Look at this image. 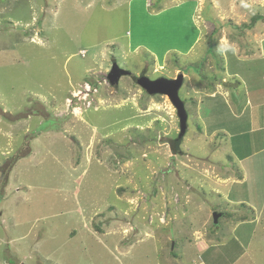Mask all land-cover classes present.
Returning <instances> with one entry per match:
<instances>
[{
	"label": "rangeland",
	"instance_id": "374dc122",
	"mask_svg": "<svg viewBox=\"0 0 264 264\" xmlns=\"http://www.w3.org/2000/svg\"><path fill=\"white\" fill-rule=\"evenodd\" d=\"M256 15L264 0H0V264H264V214L250 246L233 218L252 211L239 195L264 199L232 153L264 147ZM115 63L133 74L118 87ZM143 73L184 77L183 155ZM213 73L227 96L205 94Z\"/></svg>",
	"mask_w": 264,
	"mask_h": 264
},
{
	"label": "water",
	"instance_id": "95a60500",
	"mask_svg": "<svg viewBox=\"0 0 264 264\" xmlns=\"http://www.w3.org/2000/svg\"><path fill=\"white\" fill-rule=\"evenodd\" d=\"M132 76L130 71L124 70L114 64L108 74V80L112 87H118L123 76ZM136 83L149 95L166 96L173 104L177 111V116L180 123V134L177 138L176 145L179 147L188 130L189 114L186 110L185 103L180 98L179 92L184 84L183 75H179L176 79L157 78L150 79L145 73L135 79Z\"/></svg>",
	"mask_w": 264,
	"mask_h": 264
},
{
	"label": "crops",
	"instance_id": "0c3cea01",
	"mask_svg": "<svg viewBox=\"0 0 264 264\" xmlns=\"http://www.w3.org/2000/svg\"><path fill=\"white\" fill-rule=\"evenodd\" d=\"M146 6V5H145ZM156 7V6H155ZM147 8H148V6H147ZM156 9V8H155ZM160 11V10H159ZM149 52V51H148ZM150 53V52H149ZM225 93V96H227L228 95V92H227V90L226 89H222L221 88V86H220V88H218L215 92H213V93H207V92H205V94L207 95H209L210 97H213V96H215L217 93ZM228 138H229V135H228ZM252 144V145H251ZM251 144H248V145H246V146H244V148H251V153H249V154H247L246 156H244V157H236V152H237V150H235V152L234 151H232V153L235 155L234 157L235 158H237V160L239 161V163L242 165V167H243V169H245L244 171H243V176H242V178H240V180L239 181H243L242 183H245L246 182V179H247V177L249 176V171L250 170H247V167H249V166H251V165H255L257 168L256 169H258V174H260V176L261 177H264V159H261V157H258V154H260L261 152H264V147L261 149V150H256V145H253V143H251ZM256 156V158H259L260 159V161H257V160H252V158L253 157H255ZM239 158V159H238ZM241 158V159H240ZM231 160L230 161H233V157H231L230 158ZM231 177V176H230ZM224 180H229V178L228 177H226V178H224ZM263 195V193H260L259 195H256V198L258 199L259 198V200H260V197ZM239 200V201H238ZM237 201L238 202H240V203H243V202H248V201H251V204L252 205H250L249 204V202L248 203H246V204H244V205H246L247 207H249L251 210H253L254 211V213H255V218L254 219H249V220H247V221H245L244 223H242L241 225H243V224H246V223H249V224H251L253 227L251 228V234H250V236H242L241 235V233H240V235H241V237H242V240H245V243L246 244H248L249 246L251 245V243L253 242V240L255 239V236H256V229L258 228V224H259V219H260V217L264 214V199H263V202H262V204L261 203H259V204H257V203H255L254 202V198L253 197H250V196H248V195H246V196H244V195H239V197L237 198ZM238 205H239V203H237ZM242 205V204H241ZM240 205V206H241ZM241 208H242V206H241ZM244 209L246 208V207H243ZM246 210V209H245ZM251 212V211H250ZM247 215H249V211H247ZM238 228V224H236V226H235V228ZM241 228V227H240ZM237 232H239V231H237ZM252 234H253V236H252ZM240 240H241V238H240ZM242 246H243V244H242ZM248 246V247H249ZM256 255H253V257H255ZM252 257V258H253ZM248 263V262H247Z\"/></svg>",
	"mask_w": 264,
	"mask_h": 264
},
{
	"label": "trees",
	"instance_id": "16d2710c",
	"mask_svg": "<svg viewBox=\"0 0 264 264\" xmlns=\"http://www.w3.org/2000/svg\"><path fill=\"white\" fill-rule=\"evenodd\" d=\"M155 6H157L156 4H155ZM157 8H159V5H158V7ZM259 21H264V16L263 15H256L255 17H253L252 18V20H251V23L249 24V25H247V28L248 29H252V28H254L255 27V25L259 22ZM87 53V52H86ZM174 56L176 57V56H179L177 53H174ZM84 57H86V56H84ZM219 63H220V61H219ZM133 78H134V82H136L135 81V79L136 78H138V77H136V76H133ZM223 79H225V78H223ZM85 80H88L87 78L85 79ZM200 81L202 82V83H204V82H209L208 84H207V87H209V90H208V92L209 93H213V92H215L216 90H214L215 89V83L218 81V79H217V76H215V73H213L211 76H209V77H205V76H203V77H201L200 78ZM214 83V84H213ZM91 85L93 86V87H95V83H91ZM219 85H223L225 88H228V83H224V82H220L219 83ZM188 112V111H187ZM189 114V113H188ZM221 135H219V136H217V137H220ZM225 137H228L226 134H222V136H221V138H225ZM225 140V139H224ZM176 141H177V139L175 140V141H172L171 142V149H172V152H173V154H175V155H183V149H182V143H181V145L178 147L177 145H176ZM231 160V159H230ZM239 178H242V176H240ZM242 207H246V205H244V204H242L241 205ZM230 217V216H229ZM233 218H235L234 220L235 221H237V222H245V221H247V220H249V219H254L255 218V213H254V211L252 210L251 212L249 211V215H245V216H241V217H233Z\"/></svg>",
	"mask_w": 264,
	"mask_h": 264
},
{
	"label": "built area",
	"instance_id": "2783aa9c",
	"mask_svg": "<svg viewBox=\"0 0 264 264\" xmlns=\"http://www.w3.org/2000/svg\"><path fill=\"white\" fill-rule=\"evenodd\" d=\"M91 84H85V86H86V90H87V93H89V92H91V86H90ZM93 91H97V89L95 88Z\"/></svg>",
	"mask_w": 264,
	"mask_h": 264
},
{
	"label": "clouds",
	"instance_id": "9594fccd",
	"mask_svg": "<svg viewBox=\"0 0 264 264\" xmlns=\"http://www.w3.org/2000/svg\"><path fill=\"white\" fill-rule=\"evenodd\" d=\"M85 84H89V83H85ZM86 100V99H85Z\"/></svg>",
	"mask_w": 264,
	"mask_h": 264
}]
</instances>
